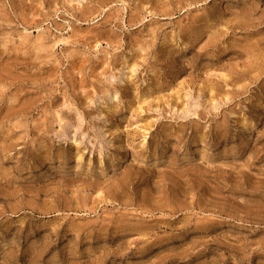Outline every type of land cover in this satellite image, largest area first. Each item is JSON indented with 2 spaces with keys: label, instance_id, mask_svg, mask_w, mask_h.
Masks as SVG:
<instances>
[{
  "label": "rangeland",
  "instance_id": "1",
  "mask_svg": "<svg viewBox=\"0 0 264 264\" xmlns=\"http://www.w3.org/2000/svg\"><path fill=\"white\" fill-rule=\"evenodd\" d=\"M0 264H264V0H0Z\"/></svg>",
  "mask_w": 264,
  "mask_h": 264
}]
</instances>
